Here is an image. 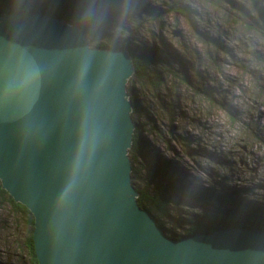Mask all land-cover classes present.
<instances>
[{"label": "water", "instance_id": "obj_1", "mask_svg": "<svg viewBox=\"0 0 264 264\" xmlns=\"http://www.w3.org/2000/svg\"><path fill=\"white\" fill-rule=\"evenodd\" d=\"M125 47L40 12L0 15V187L32 216L37 264H264V229L169 237L136 201Z\"/></svg>", "mask_w": 264, "mask_h": 264}, {"label": "rangeland", "instance_id": "obj_2", "mask_svg": "<svg viewBox=\"0 0 264 264\" xmlns=\"http://www.w3.org/2000/svg\"><path fill=\"white\" fill-rule=\"evenodd\" d=\"M141 1V8L103 6L95 36L154 58L125 84L143 106L134 115L142 149L131 162L133 185L180 186L165 194V223L177 232L218 214L222 201L194 200L188 188L264 204V0ZM158 158L172 175L155 174ZM31 229L0 196V264H32Z\"/></svg>", "mask_w": 264, "mask_h": 264}, {"label": "trees", "instance_id": "obj_3", "mask_svg": "<svg viewBox=\"0 0 264 264\" xmlns=\"http://www.w3.org/2000/svg\"><path fill=\"white\" fill-rule=\"evenodd\" d=\"M134 3L135 7L141 8V0H0V15L3 12H40L43 14L55 15L65 19L68 24H74L79 27L81 31H84L88 36L89 45L92 47H110L113 49L119 47H125L132 59L133 73L131 76L135 78H142L147 66L154 61L153 57H138L134 54L131 47L125 46V44L113 38L108 37L104 41L95 39L100 27L97 14L99 10L107 5L108 7L120 6L125 8L130 3ZM261 21L264 24V13L261 10ZM128 99L131 104L130 116L133 123V130L131 134V144L127 151V155L130 162V181L134 184V167L131 162H134V153L139 156L142 145L139 142V128L134 124V115L138 110H142L143 106L140 105L139 100L133 94L131 85L125 87ZM140 107V108H139ZM159 159V158H158ZM156 173L160 177L167 178V175H172L170 162L158 160L156 164ZM166 183L161 181L155 183L151 190L146 188H140L134 186L137 191L136 201L140 207L146 208L151 216L155 218V221L163 229V232L169 237H181L186 234L194 232H210L218 227H258L264 229V204H254L246 201V199H235L232 201H226L225 199H219L218 195L206 193L204 190H197L188 188V196L197 201H207L208 199L222 200L218 208V214H214L211 217L205 219H194L191 223H188L185 227H180L181 232L175 231L174 227H168L165 223L169 213L167 206L169 199L165 196L167 192L169 194H176L180 190V186L174 181L165 179ZM0 196L8 203L14 210L27 215L29 224H32V216L29 211L20 203L14 202L11 197L0 187ZM181 225H175V227ZM28 247L30 250V259L32 264H37L33 249L30 234L27 236Z\"/></svg>", "mask_w": 264, "mask_h": 264}]
</instances>
